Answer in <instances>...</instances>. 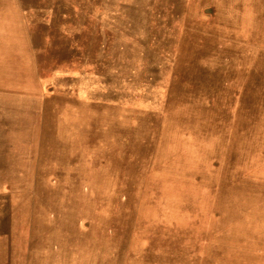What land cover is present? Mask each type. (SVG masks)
Listing matches in <instances>:
<instances>
[{
	"label": "rangeland",
	"instance_id": "374dc122",
	"mask_svg": "<svg viewBox=\"0 0 264 264\" xmlns=\"http://www.w3.org/2000/svg\"><path fill=\"white\" fill-rule=\"evenodd\" d=\"M51 247L264 264V0H0V264Z\"/></svg>",
	"mask_w": 264,
	"mask_h": 264
},
{
	"label": "crops",
	"instance_id": "0c3cea01",
	"mask_svg": "<svg viewBox=\"0 0 264 264\" xmlns=\"http://www.w3.org/2000/svg\"><path fill=\"white\" fill-rule=\"evenodd\" d=\"M80 153L72 152V157L67 163L56 162L55 160H48V164L54 167H47V169H40L34 171L32 177L37 184L36 187H41V182H44L45 187L59 188V189H73L85 188V171L81 168ZM48 182V184H46ZM54 248H47L45 255L40 256V259H47L44 264H65L64 261H56ZM34 257V256H33ZM42 262V260H41Z\"/></svg>",
	"mask_w": 264,
	"mask_h": 264
},
{
	"label": "bare ground",
	"instance_id": "6f19581e",
	"mask_svg": "<svg viewBox=\"0 0 264 264\" xmlns=\"http://www.w3.org/2000/svg\"><path fill=\"white\" fill-rule=\"evenodd\" d=\"M83 56V55H82ZM84 57V56H83ZM75 59V58H74ZM255 211V210H254Z\"/></svg>",
	"mask_w": 264,
	"mask_h": 264
}]
</instances>
